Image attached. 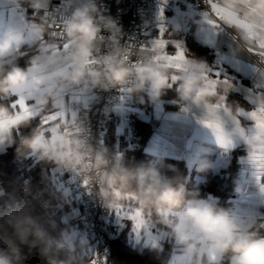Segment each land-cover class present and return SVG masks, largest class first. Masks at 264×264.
<instances>
[{
	"label": "clouds",
	"instance_id": "clouds-1",
	"mask_svg": "<svg viewBox=\"0 0 264 264\" xmlns=\"http://www.w3.org/2000/svg\"><path fill=\"white\" fill-rule=\"evenodd\" d=\"M11 2L32 9L27 37L20 42H39V51L33 57L36 70L31 74L29 67L19 63V53L0 52V97H11L19 90L38 114L53 109L71 113L66 109L64 94L74 90L107 92L123 88L141 103L146 96L148 102L158 105L161 97L174 88L181 106L204 109L205 120L214 119L229 138H242L248 157L264 165V135L255 130L248 133L235 123L238 107L228 106L222 115L214 113L223 95L212 91V78H205L209 70L206 61L189 59L187 69L176 73L178 78L173 83L172 69L155 62L151 52L122 42L120 24L104 13L98 0H67L58 13L62 19L57 26L47 15L50 0ZM250 4V16H264V0H250ZM226 6L242 9L240 0H226ZM40 37L48 41L42 49ZM65 44L69 46L66 51L62 47ZM260 58L264 60V56ZM32 122L26 112L0 103V151L15 146L18 157L32 156L38 162L77 173L88 181L101 206L109 210L133 202L149 223L163 226L182 250L174 257L176 264H211L209 252L228 264H264V235L258 232L260 222L254 212L247 216L246 225L251 228L234 230L237 222L230 213L212 200L189 192L185 178L179 174L166 175L163 170L172 166L165 165L162 158L137 165L121 154L114 155L106 146H97L86 115L76 114L75 119L70 116L54 133L37 126L30 134H16L30 128ZM211 169L213 163L208 159L196 165L198 173ZM49 199L44 191L33 193L26 187L18 201L0 210V264H24L25 247L29 254L37 252L45 264H85L86 239L77 238L68 229L58 230L49 211ZM148 244L152 250L157 249L156 242L149 240Z\"/></svg>",
	"mask_w": 264,
	"mask_h": 264
},
{
	"label": "crops",
	"instance_id": "crops-1",
	"mask_svg": "<svg viewBox=\"0 0 264 264\" xmlns=\"http://www.w3.org/2000/svg\"><path fill=\"white\" fill-rule=\"evenodd\" d=\"M175 2L182 8L177 24L171 22L176 15L172 9L173 2L156 0L154 4L155 11L161 5L164 7L166 25L162 26L164 29L163 38L169 41L166 52L169 55L174 54L176 51L174 44L178 43L184 49L187 59H193L185 44V37L189 33L196 43L207 47L216 61L212 69L214 76L211 78L220 82L217 86V92L225 97L227 107L229 105L226 101V94L231 91L239 93L249 104L248 109L238 107L237 119H239L240 125L248 133H251L255 130L254 122L246 115H240V113L257 111L264 105V60L260 58L261 49L258 47V42L252 41L248 44L247 40L243 39L244 31L235 25L226 24L216 16L212 8L210 12H204L191 5H185L183 0H175ZM212 2L217 3L220 7L226 6V0H212ZM29 9L31 8L27 4H13L11 0H0V42L14 37H18L21 41L27 37V24L32 19V16L27 13ZM205 13H208L209 18L220 25L219 28H215L207 22ZM158 23L157 17L158 34L151 39L150 46L153 41L161 36L162 27H158ZM42 38L46 43L48 42L45 37ZM23 45L34 47L27 65V67H31V60L39 51V42L34 45L20 42L19 47L21 48ZM249 47H253L254 52L249 51ZM254 55H257L258 59ZM172 72L174 74V70ZM240 80H245L248 84H242ZM170 90H174V88L168 91ZM174 94L175 97L173 98L162 96L161 103L157 105L148 102L146 96L144 97L145 102L141 103L138 98L123 90L121 100L110 115L111 119L114 120V140L110 143L113 154H121L122 148L132 146L134 137L130 125L132 117H137L150 125L151 132L143 146V151L146 154L154 158L182 159L190 171L196 170V165L200 160L208 159L213 163V169L208 172L217 174L227 168L233 152L239 150L242 154L237 158L238 173L234 189L239 183V191L243 197L236 205L239 209L245 208L254 211L258 222H264V194H261V187L264 186V165H258L257 162L248 157L245 143L238 136L230 138V146H222L218 142L216 134L203 123L206 119L205 110L181 106L175 90ZM12 97L10 106L17 99V95L14 94ZM76 97H79V101L76 100ZM92 98L93 96L89 92L76 91L64 94L66 109H71L76 114L75 104H88ZM223 112L224 110L221 109L218 114L222 115ZM48 113L49 111H46L41 116ZM68 114L70 115V113ZM231 126L230 122L229 129ZM2 152L4 151H0V153ZM241 165H245L247 168V175L243 182L238 181ZM56 167L54 165L51 171ZM62 173L63 168L57 167L54 173L55 185H57ZM209 199L211 200V198H207V200ZM130 204L135 207L131 202L123 206L129 207ZM232 205L231 200L229 209L233 207ZM247 216L246 213L245 217ZM113 218L114 213L109 211L108 223L115 228L117 226L114 224ZM125 222H130L131 229V221L124 220ZM258 232L260 235H264V231L259 229ZM174 246L176 245L174 244Z\"/></svg>",
	"mask_w": 264,
	"mask_h": 264
},
{
	"label": "trees",
	"instance_id": "trees-1",
	"mask_svg": "<svg viewBox=\"0 0 264 264\" xmlns=\"http://www.w3.org/2000/svg\"><path fill=\"white\" fill-rule=\"evenodd\" d=\"M185 44L187 51L195 59L206 61L207 57H213L209 49L196 43L190 33L185 37ZM20 51L26 53V55L19 54V63L21 66L27 67L34 47L23 45ZM163 97H175L174 90L167 91ZM12 100V96L7 98L0 97V103L9 107H11L10 103ZM226 101L229 106L241 107L243 109L249 108V104L237 92H228L226 94ZM111 113L104 127V144L114 153L110 146V143L114 140V120L110 117ZM130 125L134 134L132 146L122 148L121 155L132 164L138 165L154 162L155 158L143 151V146L151 132L149 123L137 117H132L130 119ZM37 126H40L39 118L33 119L30 128L18 130L16 134H30L31 129ZM241 154L239 150L234 151L230 164L217 174L210 172L199 173L203 177V181L201 182H196L194 179L195 174L198 172L196 170H188L182 159L162 158L165 165L172 166V169L166 167L163 171L168 176L179 174L185 178V187L189 192L196 193L200 199L211 198L218 207L228 211L238 173L237 158ZM53 166L54 164L52 163L45 164L38 162L32 156L18 157L15 146L0 153V210L5 209L13 201H18L23 189L26 187L30 188L33 193L44 191L50 196L49 211L56 220L58 230L68 229L70 231L73 226L76 229L79 222V205L76 199L67 197L57 189L56 182L51 177V169ZM131 203L137 207L133 202ZM73 209L77 211V215L74 217L75 219H72L73 217L70 216V211ZM125 224L127 226L119 230L118 236L109 242L110 254L108 259L112 264H169L174 251V244L171 240H165L160 246H157L156 250H152L150 246H132L128 241L130 222H125ZM153 225L156 229L164 228L160 225ZM23 251L27 257L24 264H45V261L37 252L33 251L29 254L26 247ZM83 259L85 264H90L91 256L88 252H84ZM223 264H228V262L223 261Z\"/></svg>",
	"mask_w": 264,
	"mask_h": 264
},
{
	"label": "built area",
	"instance_id": "built-area-1",
	"mask_svg": "<svg viewBox=\"0 0 264 264\" xmlns=\"http://www.w3.org/2000/svg\"><path fill=\"white\" fill-rule=\"evenodd\" d=\"M156 0H98V6L106 15L115 18L123 32L122 42L141 48L149 47L150 41L158 34L157 14L154 8ZM201 11L210 12L211 3L208 0H183ZM67 0H52L48 14L59 22L62 17L58 15ZM32 16V9L27 11ZM147 22V24H146ZM258 59L257 55H254ZM135 59V57H133ZM123 88L112 89L107 92L94 90L89 92L93 98L88 104L77 103L75 110L77 116L86 115L93 141L97 146H105V123L109 114L122 98ZM79 90H74L76 92ZM77 173L67 172L63 169L58 180L57 189L67 197L76 199L79 205V222L76 227V237H84L87 241L85 250L93 258V254L105 258V264H112L108 257L110 254L109 242L118 236V230L112 231L107 217L109 209L104 208L97 201L89 186L85 187ZM91 264V262H90Z\"/></svg>",
	"mask_w": 264,
	"mask_h": 264
},
{
	"label": "snow or ice",
	"instance_id": "snow-or-ice-1",
	"mask_svg": "<svg viewBox=\"0 0 264 264\" xmlns=\"http://www.w3.org/2000/svg\"><path fill=\"white\" fill-rule=\"evenodd\" d=\"M211 3V8L215 12L216 16H218L221 20H223L228 25H235L238 28L242 29L245 34V39L252 42H258V47L261 49L259 52L260 56H264V16L257 15V16H250L249 9L251 8L250 0H240V4L242 5L241 10H233L232 8L225 6L220 7L217 3L212 2V0H208ZM241 11L243 14L241 15ZM47 15H49L47 13ZM205 18L207 22L215 28H219V24H217L213 19L209 18V14L205 13ZM53 26H57V21L55 18H52ZM163 27L161 28V36L160 38L156 39L151 43L149 47H141L142 51H149L152 53V58L155 62L162 63L166 67L174 70V74L172 76L173 83L177 80L176 73L180 71H184L188 67V59L185 55V51L181 45L178 43L174 44L176 47V51L174 54L169 55L166 52L168 47L169 41L163 38ZM41 43V49L47 46V43L43 40L42 37L39 38ZM20 41L18 37L11 38L9 40L0 42V52L7 53L8 51H16L20 55H26L20 51ZM63 49L66 51L69 47L67 44L62 46ZM249 51L254 52L253 47H249ZM31 67L27 70L31 74L33 71L36 70V60L33 58L31 60ZM209 76L205 74V78ZM220 82L217 79H212L211 89L213 92L217 91V86ZM227 85V82H225ZM171 86V85H170ZM17 95V99L11 104V108L17 111L26 112L30 118H40V126L48 133H54L57 129L61 127L62 124L66 123L68 119L71 118L75 119L76 113L73 111L68 114L69 111H49L47 115L41 116L34 112L31 106L28 104L26 98L23 96L22 92L19 90L15 93ZM223 109L224 111L227 110V104L225 102V97L223 96V102L217 103L214 106V113ZM240 115H246L249 119L254 122V129L255 131L260 132L264 135V105H262L259 110L252 111L250 113H240ZM55 122V123H53ZM204 125L208 128H212L216 134L218 142L224 146L228 147L231 144V140L227 137L223 130L219 128V126L215 123L214 119H209L203 121ZM236 124L240 125L239 119H236ZM53 141H55V136H52ZM264 159V157H262ZM84 186H88V181H83ZM264 190V186L261 187ZM131 202V201H130ZM117 216H119L122 220H127L132 222L133 231H135L138 235L141 230L147 232V229L151 223L148 222L147 218L143 216L141 209L134 208L130 206L125 208L124 206H119L115 209ZM251 228L252 225L244 224V223H236L234 225V230H241L243 228ZM259 229L264 231V222L259 224ZM155 242V240L149 238ZM93 258L91 259V264H101V257L98 255L93 254ZM209 260L211 264H223L222 258H220L216 253L209 252ZM102 264H105V258L102 257Z\"/></svg>",
	"mask_w": 264,
	"mask_h": 264
},
{
	"label": "rangeland",
	"instance_id": "rangeland-1",
	"mask_svg": "<svg viewBox=\"0 0 264 264\" xmlns=\"http://www.w3.org/2000/svg\"><path fill=\"white\" fill-rule=\"evenodd\" d=\"M162 1H165V0H162ZM166 1H171V2L174 3L172 9L174 10L176 15H175V17L172 18L171 22H173L174 24H177L179 22L178 18H179L180 14H181L182 8L180 7V5L178 3L175 4L176 3L175 0H166ZM184 4L188 5L185 2H184ZM156 13H157V17H158V20H159L158 27L161 28L163 25H166L165 24L166 19H165V14H164V7L162 5L160 7H158L157 10H156ZM161 22H163V23H161ZM206 62L209 65V70L207 72V75L211 78V76H214V73H213L212 69H213V66L215 65L216 61H215L214 57H207ZM240 82L242 84H248V83H246L247 81H244V80H240ZM242 164H243V162H242ZM56 170H57V167L54 168L51 171V177H52L53 180H55L54 173L56 172ZM246 175H247V168H246L245 165H241V168L239 170L238 181L239 182L240 181L243 182L244 179L246 178ZM195 176H196V178H195L196 182L203 181V177H202L201 174L196 173ZM238 186H239V183H238ZM238 186L234 189V193H233V196L231 198V200L233 202V205H232L233 207L231 209H229L228 212L230 213V215L233 217V219L237 223L246 224L247 223V217H245L246 213L249 214V212H254V211L249 210V209L247 210L245 208L244 209H239L238 206L236 205V203L238 201H241L242 197H243V195L240 193V191H237ZM204 200H207V198L204 199ZM125 208H128V207H125ZM111 211L114 213L113 222L117 226L115 228L113 226H110L112 231L114 229H117L119 231V230L123 229L124 227H126L127 225L124 223V220H122L119 216H117L115 209L110 210V212ZM70 212H71L70 216L73 217L72 219H75L74 217L77 215V211L75 209H73ZM242 215H244V216H242ZM70 232H71L72 235H74V236L76 235V229L74 228V226L70 229ZM150 237H151V239L155 240L157 246H160L165 240H168V241L171 240L174 243V241L170 237H168L166 235V229L165 228L160 229V230L159 229H155L153 227V225L151 224V225H149V227L147 229V232H145L144 230H141V232L138 235L135 231H133L132 222H131V229H130V232H129L128 241H129V243L132 246H138V247L149 246L148 241H149ZM174 249H175V251H173V253H172V256H171L169 264H176V261H175L174 257L176 255H178L182 251L178 246L177 247L174 246Z\"/></svg>",
	"mask_w": 264,
	"mask_h": 264
}]
</instances>
